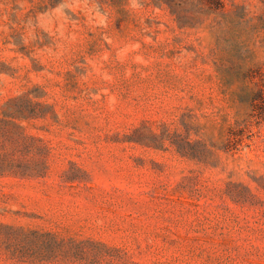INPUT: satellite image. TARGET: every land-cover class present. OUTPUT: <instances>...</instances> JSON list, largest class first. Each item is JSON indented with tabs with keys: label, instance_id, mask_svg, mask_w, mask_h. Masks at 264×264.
Masks as SVG:
<instances>
[{
	"label": "rangeland",
	"instance_id": "1",
	"mask_svg": "<svg viewBox=\"0 0 264 264\" xmlns=\"http://www.w3.org/2000/svg\"><path fill=\"white\" fill-rule=\"evenodd\" d=\"M0 0V264H264V0Z\"/></svg>",
	"mask_w": 264,
	"mask_h": 264
},
{
	"label": "trees",
	"instance_id": "2",
	"mask_svg": "<svg viewBox=\"0 0 264 264\" xmlns=\"http://www.w3.org/2000/svg\"><path fill=\"white\" fill-rule=\"evenodd\" d=\"M212 10L225 9L224 0H206ZM257 84L258 89L253 93L252 99L254 105L261 107L264 110V61L259 63L249 75Z\"/></svg>",
	"mask_w": 264,
	"mask_h": 264
}]
</instances>
